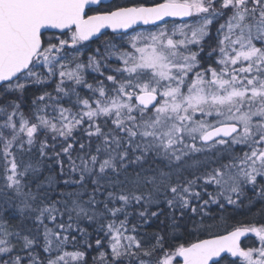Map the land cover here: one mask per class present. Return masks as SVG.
Listing matches in <instances>:
<instances>
[{
	"label": "snow or ice",
	"instance_id": "6c2138e0",
	"mask_svg": "<svg viewBox=\"0 0 264 264\" xmlns=\"http://www.w3.org/2000/svg\"><path fill=\"white\" fill-rule=\"evenodd\" d=\"M0 264H264V0H0Z\"/></svg>",
	"mask_w": 264,
	"mask_h": 264
},
{
	"label": "trees",
	"instance_id": "16d2710c",
	"mask_svg": "<svg viewBox=\"0 0 264 264\" xmlns=\"http://www.w3.org/2000/svg\"><path fill=\"white\" fill-rule=\"evenodd\" d=\"M142 2H145V3H151L152 0H142ZM141 30H145V31H155V27L153 28H147V29H141ZM141 30H137V31H141ZM252 239H254V237H252ZM247 243V240L245 239V241L243 242V245Z\"/></svg>",
	"mask_w": 264,
	"mask_h": 264
},
{
	"label": "water",
	"instance_id": "95a60500",
	"mask_svg": "<svg viewBox=\"0 0 264 264\" xmlns=\"http://www.w3.org/2000/svg\"><path fill=\"white\" fill-rule=\"evenodd\" d=\"M150 27H154V26H152V25H138V26H136V28L137 29H139V28H150ZM109 33H111V30H107ZM245 241V239L244 238H242V246H243V242Z\"/></svg>",
	"mask_w": 264,
	"mask_h": 264
},
{
	"label": "rangeland",
	"instance_id": "374dc122",
	"mask_svg": "<svg viewBox=\"0 0 264 264\" xmlns=\"http://www.w3.org/2000/svg\"><path fill=\"white\" fill-rule=\"evenodd\" d=\"M141 31H145V30H141Z\"/></svg>",
	"mask_w": 264,
	"mask_h": 264
}]
</instances>
